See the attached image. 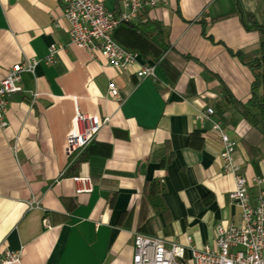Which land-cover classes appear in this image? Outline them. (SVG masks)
<instances>
[{"label": "crops", "instance_id": "obj_1", "mask_svg": "<svg viewBox=\"0 0 264 264\" xmlns=\"http://www.w3.org/2000/svg\"><path fill=\"white\" fill-rule=\"evenodd\" d=\"M101 1L114 11L122 6ZM239 5L264 26V0L145 6L134 25L114 29L115 40L137 52L121 70L70 41L62 0H0V77L16 62L38 59L33 72H21L0 127V254L21 250L22 264H132L135 231L183 243L189 235L200 247L213 242L216 224L243 223L229 197L234 177L222 166L220 137L195 117L213 106L236 141L233 162L254 199L264 131L241 112L253 74L232 51L257 53L260 33L245 26ZM52 43L58 50L47 62ZM144 65L154 75L138 76ZM111 82L120 99L110 96ZM76 108L109 119L74 167L65 146ZM77 173L91 176V191L76 190ZM155 178L164 207L147 196ZM179 264H192L189 249Z\"/></svg>", "mask_w": 264, "mask_h": 264}, {"label": "built area", "instance_id": "obj_2", "mask_svg": "<svg viewBox=\"0 0 264 264\" xmlns=\"http://www.w3.org/2000/svg\"><path fill=\"white\" fill-rule=\"evenodd\" d=\"M156 0H122L118 11L107 8L101 0H62V11L68 19V34L72 43L83 47L91 55H103L111 65L127 70L136 60L137 52L118 43L113 32L124 21H131L147 5H155ZM45 57L52 61L58 46L52 43ZM38 62L35 57L26 58L8 66L0 77V127L7 123L9 96L16 91L22 71L33 72ZM153 65H144L136 71L138 76L154 75ZM109 94L122 97L118 86L111 82ZM197 119H207L221 140L219 156L225 172L234 177V187L229 192L231 200L240 208L243 223H218L212 243L198 247L187 236V242L148 235L135 231L133 235L132 264H179L186 250H190L192 264H264V176H254L251 181L260 189L253 199L250 182L238 172L233 162L236 141L229 136L215 109L207 105L199 111ZM108 116L81 112L78 108L72 119V126L66 135V154L70 160L78 159L92 142ZM72 178L79 183L78 192L92 190L89 174L77 173ZM47 223V222H45ZM48 225V223H47ZM0 264H22L21 250L5 248L0 254Z\"/></svg>", "mask_w": 264, "mask_h": 264}, {"label": "trees", "instance_id": "obj_3", "mask_svg": "<svg viewBox=\"0 0 264 264\" xmlns=\"http://www.w3.org/2000/svg\"><path fill=\"white\" fill-rule=\"evenodd\" d=\"M239 15L248 28H255L260 33L259 38V50L257 53L252 55H246L243 50L238 49L232 51L237 55L241 61L248 65L250 68L253 79L251 82V90L253 92L252 98L247 102V104H241V112L243 116L254 126L260 127L264 131V26L261 24L248 10H245L241 5L238 7ZM140 13H138L139 15ZM121 23H127L134 25L132 21H124ZM262 88V93L258 94V88ZM255 105L256 110L253 111L249 105ZM83 160V157H79L73 163L74 167H77L78 164ZM163 189V182L161 179L155 178L149 182L147 189V196L153 203L155 207H164L161 198V192Z\"/></svg>", "mask_w": 264, "mask_h": 264}]
</instances>
